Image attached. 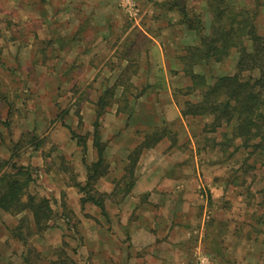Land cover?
<instances>
[{"label":"rangeland","instance_id":"374dc122","mask_svg":"<svg viewBox=\"0 0 264 264\" xmlns=\"http://www.w3.org/2000/svg\"><path fill=\"white\" fill-rule=\"evenodd\" d=\"M28 1L0 0V175L11 172L12 166L27 169L32 177L27 195L49 199L55 217L47 231L30 236L28 225L33 218L29 212L11 215L0 210V264H136L132 253L125 251L126 240H121L126 227L120 222L118 201L126 198L121 179L130 151L157 128H165L167 137L142 153L137 175L160 162L167 178H190L180 185L201 199L195 222L188 227L189 239L201 237L202 246L185 245L190 255L183 264H198L200 255L209 264H264V155L251 149L236 152L240 141L234 145L221 130L210 132L211 117L185 118L181 113L185 101L200 100L198 94L185 96L191 81L181 60L187 47L199 43L197 31L182 24L183 17L176 11L173 22H159L158 9H165L160 3L149 1L148 6L156 10L138 24L119 6L125 14L124 27H135L133 33L108 61L99 59L108 67L96 69L93 81L78 84L75 79L82 70L77 63L69 64L54 45L33 36L37 22L26 28L22 12ZM181 4L191 19L206 13L202 0H181ZM38 9L28 13L35 15ZM138 25L157 35L162 53L150 52L148 39L137 35ZM257 25L264 32V16ZM26 43L31 47L28 55ZM124 61L128 63L123 67ZM194 71L213 84L219 77L235 74L236 56L224 63L197 65ZM109 90L114 97L100 120L101 129L106 123L105 136L100 129L102 141L121 143L107 150L111 175L95 185L109 195L110 220H106L94 205L83 207V194L75 186L87 182L88 166L97 160L96 116L86 113L96 112L99 97ZM124 91L130 101L127 106L120 102ZM176 91L181 93L177 98ZM120 108L125 111L118 113ZM119 150L123 157L116 154ZM144 201L145 196L139 198L140 208ZM28 253L29 263L25 261ZM144 258L139 262L150 264Z\"/></svg>","mask_w":264,"mask_h":264},{"label":"trees","instance_id":"16d2710c","mask_svg":"<svg viewBox=\"0 0 264 264\" xmlns=\"http://www.w3.org/2000/svg\"><path fill=\"white\" fill-rule=\"evenodd\" d=\"M206 6V13L202 18L191 19L181 0H167L162 8L176 11L183 17V23L190 30L197 31L199 43L186 48L182 57L185 75L191 81L186 95L198 94L197 102L185 101L181 113L183 117H211L210 132L222 131L224 139L232 144L240 141L235 151L251 149L264 155V32L258 27L263 17L264 0H202ZM236 56V72L234 75H225L209 84L202 75L195 73V67L211 62L224 63L231 56ZM130 67L127 68V71ZM125 91L128 85H123ZM120 102L125 106L129 99L125 95ZM176 91L174 95H179ZM114 97L113 90L103 93L97 102L94 127V148L97 150V160L88 166V179L76 188L83 194L81 203L92 204L97 207L106 220L110 215L106 207L107 193L95 189L101 178L109 173V165L105 157L107 144L102 141L100 120L106 114L109 100ZM123 113L125 109H118ZM209 132V131H207ZM167 137L165 128H157L127 157L124 168L122 197H127L137 181V166L145 150L155 148ZM223 143L219 144L222 146ZM225 146V145H223ZM32 177L27 169L12 166L11 172L0 175V210L19 215L29 212L33 221L28 225L31 235L42 234L51 227L55 211L51 201L44 197L27 195ZM111 196V195H110ZM25 197L26 200H25ZM119 203L122 200L118 201ZM24 239L21 235H16ZM25 245V240H22ZM28 253L25 261L29 263Z\"/></svg>","mask_w":264,"mask_h":264},{"label":"crops","instance_id":"0c3cea01","mask_svg":"<svg viewBox=\"0 0 264 264\" xmlns=\"http://www.w3.org/2000/svg\"><path fill=\"white\" fill-rule=\"evenodd\" d=\"M38 1L36 5V0H29L28 7L23 9L26 28L31 22H37L38 30L32 33L33 36L37 37L41 43L54 45L53 47L62 52L69 64L77 63L82 70L81 75L75 79L78 84L93 81L96 69L107 68L106 62L99 63V59L106 57L108 61L114 53L122 50V42L133 33V28H135L132 27L129 30L124 27L125 14L120 10L119 0ZM149 1L152 4H162L167 0H142L141 7L144 16L156 10L151 5L148 6ZM36 6L39 8L37 14L28 13L31 9L36 10ZM158 11H160L158 13L160 16L157 15L159 22L168 19L173 22L172 18L178 16L176 12L165 9H158ZM136 32L138 36L148 39L151 45L150 52L161 51L162 53L157 35H154L145 25H138ZM26 35L31 37V32L27 30ZM23 46L24 53L28 55L31 48L30 43ZM53 50L55 49L52 48L51 51ZM127 63L128 61H124L121 66L124 67ZM87 114L96 116L94 109L88 110ZM103 125L101 131L105 136L106 123H102ZM120 143L119 141L109 143L107 141L106 159L107 150L116 148ZM116 154L123 157L125 153L119 150ZM163 168L165 166H161L159 162L153 169L141 172L137 176L131 193L119 204L120 222L126 226L124 237H121V240H126L125 251L132 253L136 264L143 261L144 256L150 264H183L190 255L189 249L184 250L185 245V248L193 247L196 243L202 246L201 237L189 239L192 233L188 227L189 224L193 226L195 222V212L198 210L197 205L200 204L201 199L195 192L192 193L190 189H185L184 185H180L188 177L181 178L179 181L167 178L163 173ZM142 196H145V201L140 208L138 202ZM158 210L164 212L162 216L158 215ZM128 252H125L124 256L127 257ZM145 252L150 253L144 254Z\"/></svg>","mask_w":264,"mask_h":264},{"label":"built area","instance_id":"2783aa9c","mask_svg":"<svg viewBox=\"0 0 264 264\" xmlns=\"http://www.w3.org/2000/svg\"><path fill=\"white\" fill-rule=\"evenodd\" d=\"M120 7L123 9L130 21L138 23L144 16L143 9L139 0H119ZM207 257L200 255L198 264H209Z\"/></svg>","mask_w":264,"mask_h":264}]
</instances>
